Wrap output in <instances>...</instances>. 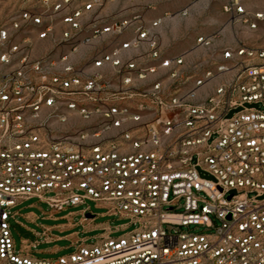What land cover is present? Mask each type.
Masks as SVG:
<instances>
[{
	"label": "built area",
	"instance_id": "obj_1",
	"mask_svg": "<svg viewBox=\"0 0 264 264\" xmlns=\"http://www.w3.org/2000/svg\"><path fill=\"white\" fill-rule=\"evenodd\" d=\"M20 1L0 13V264H264V42L223 49L186 90L175 70L167 87L140 85L156 66L122 63L117 48L93 62L115 68L112 84L97 72L82 77L70 55L138 15L99 27L92 14L104 0ZM223 11L251 28L264 20L242 0ZM133 33L120 48L149 37L141 23ZM35 39L51 47L36 54ZM32 196L53 211L95 201L138 226L112 236L126 226L105 224L95 242L34 257L35 241L15 249L8 221Z\"/></svg>",
	"mask_w": 264,
	"mask_h": 264
},
{
	"label": "crops",
	"instance_id": "obj_2",
	"mask_svg": "<svg viewBox=\"0 0 264 264\" xmlns=\"http://www.w3.org/2000/svg\"><path fill=\"white\" fill-rule=\"evenodd\" d=\"M209 0H104L102 5L94 9L92 19L99 27L109 25L113 21L122 19H133L135 15L138 18L133 24L125 29L121 34H112L110 32L91 37L88 42L79 44L77 51L70 55V61L75 65L78 73L85 77L92 72H97L102 81L116 83L115 68L109 62H103L101 66L95 67L93 62L102 57L103 54L110 53L118 48L117 57L122 63L129 60L135 61L138 67L156 66V71L150 73L143 80H137L142 86L159 80L164 87L169 85V73L175 70L178 78L185 80L180 84L181 90L189 88L196 77H199L207 69H214V62L222 61V50L225 48L237 47L240 44L250 46H260L264 42V20L259 21L257 28H251L248 24L238 21L235 12H224L222 1L213 3V9L206 10ZM245 4V2L243 1ZM20 0H0V13L13 14L21 6ZM247 9L253 13L263 10H252L246 4ZM201 15L195 18L194 15ZM153 22H157L153 25ZM141 23L149 30V37L141 43L139 47H129L122 49L120 45L123 41L130 39L133 33V26ZM57 30L64 25L59 21ZM83 37L91 36L89 31L82 34ZM209 38L208 45L197 42L198 37ZM155 42L157 56H152L149 40ZM51 45L47 39H35V53H42L50 48ZM58 54V51H56ZM182 58V63L175 65L174 61ZM169 59V67L161 66L163 60ZM221 77L212 79L207 85L200 89L204 92L215 84ZM201 97V96H200ZM79 121V119H78ZM53 211L49 217L55 219ZM14 216L18 214L14 212ZM81 214V211L79 212ZM70 215H73L72 213ZM13 216V217H14ZM30 221H36L37 215L34 212L25 215ZM84 218L81 214L80 223H86L88 226L84 230L92 229L90 222L95 216L89 213ZM76 223L69 220L62 224L43 226L42 231L32 230L33 233L45 242H51L62 238H70L73 244L79 242L85 243L87 238H79L77 231H70L65 234H53L54 228L60 231L72 228ZM105 224L101 226L102 231L97 235H104ZM96 236V237H97ZM35 241L36 245L39 239L27 240ZM35 245V246H36ZM30 249L28 253L30 254ZM60 246L52 247V251L60 250Z\"/></svg>",
	"mask_w": 264,
	"mask_h": 264
},
{
	"label": "rangeland",
	"instance_id": "obj_3",
	"mask_svg": "<svg viewBox=\"0 0 264 264\" xmlns=\"http://www.w3.org/2000/svg\"><path fill=\"white\" fill-rule=\"evenodd\" d=\"M182 1V0H180ZM222 1L223 5L227 0H209V5L206 10H211L213 3ZM245 4L252 10H263L264 11V0H242ZM195 18L201 17V15H194ZM251 106V104H248ZM253 106H258L253 104ZM77 122V121H75ZM206 178L211 179L212 176L204 174ZM89 207L91 212L95 214V217L90 222L92 229L84 230L86 223H80L81 214L79 213L83 208ZM106 206L91 200H86L85 203L79 204L77 206H69L61 211H56L53 213L55 219L49 217L51 213V208L47 203L41 201L40 198L32 196L28 199L20 201L17 205L11 208V212L17 211L14 217L9 218V226L11 229L14 246L16 250L21 249L22 239L34 240L39 239V243L31 247L30 254L38 258H55L60 254L71 252L75 249L73 241L70 238H62L59 240L45 242L40 237H37L32 230L42 231L43 226L62 224L71 220L76 223L74 227L68 228L60 231L57 228L52 230L53 234H65L70 231H77L79 238H87L85 243H92L96 241V236L102 231L101 226L104 224L110 225L113 228L126 226L120 230H115L112 232V236H118L122 233L134 229L138 226V223H131L128 218H122L117 215H107ZM34 212L37 215L36 221H30L25 215L27 213ZM73 215H70V214ZM183 229V228H182ZM55 246H60L61 249L58 251H52L51 248Z\"/></svg>",
	"mask_w": 264,
	"mask_h": 264
},
{
	"label": "water",
	"instance_id": "obj_4",
	"mask_svg": "<svg viewBox=\"0 0 264 264\" xmlns=\"http://www.w3.org/2000/svg\"><path fill=\"white\" fill-rule=\"evenodd\" d=\"M87 215H89V213H87Z\"/></svg>",
	"mask_w": 264,
	"mask_h": 264
}]
</instances>
